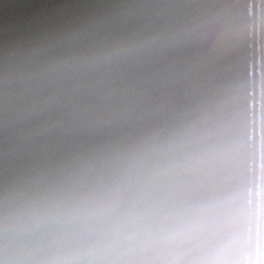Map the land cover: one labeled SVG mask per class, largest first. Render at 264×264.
<instances>
[{
	"label": "clouds",
	"instance_id": "clouds-1",
	"mask_svg": "<svg viewBox=\"0 0 264 264\" xmlns=\"http://www.w3.org/2000/svg\"><path fill=\"white\" fill-rule=\"evenodd\" d=\"M0 264H264V0H0Z\"/></svg>",
	"mask_w": 264,
	"mask_h": 264
},
{
	"label": "water",
	"instance_id": "water-1",
	"mask_svg": "<svg viewBox=\"0 0 264 264\" xmlns=\"http://www.w3.org/2000/svg\"><path fill=\"white\" fill-rule=\"evenodd\" d=\"M17 2L31 6L38 13H47L63 0H17Z\"/></svg>",
	"mask_w": 264,
	"mask_h": 264
}]
</instances>
